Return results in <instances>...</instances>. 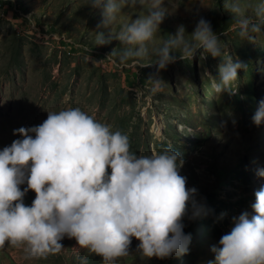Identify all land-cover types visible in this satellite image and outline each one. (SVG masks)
<instances>
[{
  "label": "rangeland",
  "instance_id": "rangeland-1",
  "mask_svg": "<svg viewBox=\"0 0 264 264\" xmlns=\"http://www.w3.org/2000/svg\"><path fill=\"white\" fill-rule=\"evenodd\" d=\"M164 7L158 43L175 35L179 25L192 34L203 18L220 38L222 58L248 66L238 72L235 95L214 91L223 61L210 55L202 60L198 52L192 61L177 59L160 71L107 59L122 45L114 39L96 47V32L107 35V30L98 28L102 9L88 0H0V150L22 139L14 130L42 124L48 112L77 107L126 134L137 155L161 153L171 144L182 151L180 174L189 189H197L195 200L205 209L192 219L189 205L183 220L191 235L188 252L141 259L140 242L132 238L129 255L116 264H215L212 247L234 227L233 217L245 211L255 215V193L264 189V177L257 174L264 168V123L252 120L264 101V35L254 44L241 39L223 0H166ZM143 14L146 7L125 5L113 30ZM155 60L150 55L142 63ZM157 75L165 83L153 91L147 79ZM20 187L23 191L27 184ZM35 197L29 191L24 203L31 206ZM60 243L63 249L46 259L6 244L0 264H102L75 239Z\"/></svg>",
  "mask_w": 264,
  "mask_h": 264
},
{
  "label": "clouds",
  "instance_id": "clouds-1",
  "mask_svg": "<svg viewBox=\"0 0 264 264\" xmlns=\"http://www.w3.org/2000/svg\"><path fill=\"white\" fill-rule=\"evenodd\" d=\"M88 3L102 9L98 28L107 30V35L96 32V47L114 39L122 45L107 59L116 57L120 66L155 65L160 71L177 59L192 61L199 52L202 60L210 55L223 61L214 91L236 94L238 72L248 66L222 58L220 38L209 21L201 18L190 35L179 25L175 35L158 43L168 12L166 0ZM125 5L146 7L147 14L115 32ZM223 6L233 14L241 39L254 44L257 35H264V0H223ZM150 55H155V62L143 64ZM147 82L153 91L165 83L158 75L149 76ZM252 120L257 126L264 123V101ZM14 134L22 139L0 150V248L23 247L30 257L46 259L60 252V241L68 237L101 257L102 264H116L129 255L135 238L141 259L187 254L191 235L185 234L183 220L189 205L192 219L205 209L195 200L197 189H189L187 178L180 174L185 163L182 151L169 144L161 153L137 155L126 134L78 107L48 112L42 124L21 127ZM257 174L264 177V168ZM29 191L36 194L31 206L24 203ZM255 197V215L245 211L233 217L234 227L220 238L219 246L212 247L215 264H264V189Z\"/></svg>",
  "mask_w": 264,
  "mask_h": 264
}]
</instances>
